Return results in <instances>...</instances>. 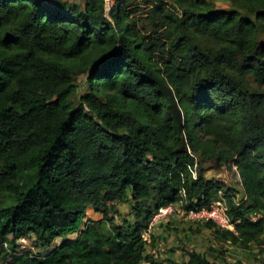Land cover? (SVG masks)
Wrapping results in <instances>:
<instances>
[{"label": "trees", "instance_id": "1", "mask_svg": "<svg viewBox=\"0 0 264 264\" xmlns=\"http://www.w3.org/2000/svg\"><path fill=\"white\" fill-rule=\"evenodd\" d=\"M79 1L0 0V264H162L141 229L175 203L224 202L233 230L202 225L260 244L264 0ZM76 77L88 92L74 107ZM225 163L241 201L204 176ZM128 195L157 203L118 224ZM87 208L102 218L79 231ZM30 235L38 251L19 249ZM181 251L179 264H217Z\"/></svg>", "mask_w": 264, "mask_h": 264}, {"label": "rangeland", "instance_id": "2", "mask_svg": "<svg viewBox=\"0 0 264 264\" xmlns=\"http://www.w3.org/2000/svg\"><path fill=\"white\" fill-rule=\"evenodd\" d=\"M116 0H106L108 6H113ZM216 8L229 9L234 6L229 0H214ZM138 15H145V8L140 6ZM144 10V11H143ZM75 88L72 92L70 103L77 106L80 98L88 92V87L84 77H76L74 79ZM232 163H225L222 167L208 169L204 172L206 179H214L221 181L227 187L231 188L236 200L241 201L244 198V188L237 171L233 168ZM157 201L152 199L145 203L136 204L131 196L128 195L127 200L118 207V216L115 220L120 224L122 220L134 223L136 216L133 213V207L139 206L140 215L143 217L148 209L153 211ZM217 204V202H216ZM214 204V205H216ZM224 205V202H221ZM186 205L184 203L171 204V212L161 216L159 209L153 211L146 228H142L141 232L145 235L146 252L154 257L156 261L162 264H179L185 259L182 254V247H189L196 252L203 254L209 261L217 264H233L238 261L240 264H264V236L260 240V244H251L248 249H242L238 246L230 244L222 245L214 238L211 229H207L203 223V219L190 217L187 214ZM166 208V207H161ZM102 216L95 213L92 208H87L82 218V224L79 231H82L87 223L98 222ZM79 231L74 232L64 238V240H73L79 236ZM25 238V248L23 250L38 251L33 235ZM63 242V239H55L49 248H54Z\"/></svg>", "mask_w": 264, "mask_h": 264}, {"label": "built area", "instance_id": "3", "mask_svg": "<svg viewBox=\"0 0 264 264\" xmlns=\"http://www.w3.org/2000/svg\"><path fill=\"white\" fill-rule=\"evenodd\" d=\"M233 168L236 170L235 167ZM171 211H172L171 207L160 208L159 214L163 216L167 214V212H171ZM187 214L190 217L203 219L206 222H211L218 228H222V229L229 228L233 230V225L230 223L229 217L227 215V208L225 204L222 205L221 202H217V204L211 207L210 209L189 210ZM25 241H26L25 238H20L17 241V245L19 249L23 250L25 248Z\"/></svg>", "mask_w": 264, "mask_h": 264}, {"label": "crops", "instance_id": "4", "mask_svg": "<svg viewBox=\"0 0 264 264\" xmlns=\"http://www.w3.org/2000/svg\"><path fill=\"white\" fill-rule=\"evenodd\" d=\"M46 1H48V2H52V1H55V0H46ZM65 1V0H64ZM66 1H69V2H72V3H80V1L79 0H66Z\"/></svg>", "mask_w": 264, "mask_h": 264}]
</instances>
